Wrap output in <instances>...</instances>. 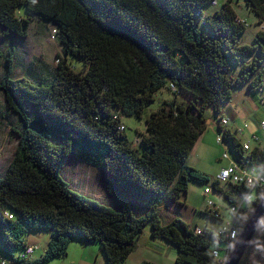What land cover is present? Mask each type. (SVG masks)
Instances as JSON below:
<instances>
[{
  "label": "trees",
  "instance_id": "1",
  "mask_svg": "<svg viewBox=\"0 0 264 264\" xmlns=\"http://www.w3.org/2000/svg\"><path fill=\"white\" fill-rule=\"evenodd\" d=\"M243 1L264 25V0ZM208 3L217 6L212 13L204 11ZM36 19L53 24L63 55L48 76L29 68L20 78L13 77L16 46L6 57L0 88L23 130L0 173V263H49L80 239L98 243L107 264H123L149 225L152 237L176 248L175 264H212L211 251L224 254L229 240L207 225L197 232L178 217L164 221L158 208L187 193L189 181L211 182L228 203L244 189L221 187L187 162L208 125V106L236 160L264 161V149L246 150L228 125L231 109L220 114L236 85L261 88L264 31L253 44L241 42L247 25L234 0H0L6 36L20 41ZM164 89L172 97L150 112L146 131L131 141L123 117L140 119ZM73 158L100 169L114 208L71 188L62 172ZM248 213L236 216L238 232ZM34 230L50 233L39 258L26 254ZM239 264H264V216Z\"/></svg>",
  "mask_w": 264,
  "mask_h": 264
},
{
  "label": "rangeland",
  "instance_id": "2",
  "mask_svg": "<svg viewBox=\"0 0 264 264\" xmlns=\"http://www.w3.org/2000/svg\"><path fill=\"white\" fill-rule=\"evenodd\" d=\"M234 5L238 12V17L246 19L247 27L240 37L241 42L253 44L255 34L259 30L264 31V25L258 22L255 15L245 6L243 0H234ZM215 7L217 6L208 3L204 7V11L212 13ZM201 27L202 21H200ZM15 46L17 49L14 50V57L12 58L14 78L26 75V69L29 68H32L39 76H48V72L52 71L58 63V55H63L62 47L55 35L52 23L38 19L33 20L27 36L20 41L13 35L6 36L0 31V82L3 80L7 70L6 57L9 56L8 51ZM67 61L70 65L73 64L69 57ZM229 65L232 68V73L236 74V69L232 67L234 65ZM44 66L48 67L47 70L44 69ZM77 68H79V65ZM261 68L263 69L261 88L252 90L248 83L236 85L233 88L232 97L226 100L221 107L220 114L229 115L230 109H235L236 106L239 116L235 121H232L231 118L228 125H236L234 128H242L243 132L236 134L238 138L246 137L254 145L251 144L252 147L260 146L264 149V128L259 126L261 119H264V58ZM170 97H172L171 93L164 89L158 93L156 100L146 109L140 119L135 116L123 117L126 133L131 141L135 140V143L138 142L139 132L146 131V117L152 110H156L160 106L163 99ZM205 117L209 120L208 125L204 132L201 133L193 150H191L187 162L190 166L206 173L211 180H214L220 170L231 162L228 158H222L224 151H227L232 159H236V156L228 143L219 144L216 141L219 131L217 128V115L211 106L206 108ZM246 123L248 124L247 127H245ZM22 130L18 114L8 108L4 91L0 88V173H3L6 169L19 142L18 133L22 132ZM251 131H256V137H253ZM58 132V135H62L65 130L60 129ZM73 159L78 161L69 163L67 160L62 172L63 178L69 183L71 188L114 208L115 201L106 192L102 180L103 174H101L100 169L81 159ZM259 165L260 163L257 162L252 166L257 167ZM220 186L224 188L230 187L225 182H221ZM206 187L210 189L207 193L208 195L204 191ZM205 195L207 196L206 198L204 197ZM254 198H256V193ZM186 199L187 202H185ZM208 199L219 205L222 220L226 224L232 218V214L227 209L229 204L222 193L213 189L211 182L200 184L189 181L187 193L182 194L178 200L165 201L158 208V212L161 213L164 221H167L170 217H178L191 226L199 225L204 227L205 224H208V227L217 230L223 223L220 220H214L216 216L213 210L207 215L206 209L210 208L208 207ZM150 231L151 227L149 225L146 226L137 242L136 248L123 264H141L145 261H150L154 264H175L176 248L172 244L166 243L162 238L152 237ZM49 239L50 233L47 230H34L28 233L27 242L35 246V252L34 254L32 253L33 257L39 258L44 254ZM83 246L82 249L80 239H75L70 244L66 257L54 259L45 264H72L73 261L77 260L80 262V251L83 252L82 261L85 262L86 259L88 261V263L81 264H107L98 243H85ZM221 248H225V244H222Z\"/></svg>",
  "mask_w": 264,
  "mask_h": 264
},
{
  "label": "built area",
  "instance_id": "3",
  "mask_svg": "<svg viewBox=\"0 0 264 264\" xmlns=\"http://www.w3.org/2000/svg\"><path fill=\"white\" fill-rule=\"evenodd\" d=\"M222 122L228 123V119L223 118ZM247 126L248 124L246 123L245 127ZM260 127L264 128V120L260 121ZM237 130L241 133L243 129H237ZM216 141L218 143H222L223 136L221 134H218L216 136ZM250 145L251 144L249 143V141H244V147L246 148V150L251 149L252 146ZM222 158L224 159L228 158L231 160V162L229 163V165L223 167L220 170V173H218L217 179L219 180V183L225 182L228 183L229 185L233 184V185L243 186L244 189L240 193L235 194L234 201L228 203L229 205L227 209L229 213L232 214V218L228 220L226 224H224V220H222L223 221L222 226L216 230L218 234H221L225 238H227L229 240V243L227 246V252H225L224 254L219 249H213L211 251V256L213 258L212 264L225 263V257L229 252L230 245L237 238L239 233L237 229L234 227L236 216L240 214L247 215L248 212H251L255 206L254 202L255 201L257 202L259 197L264 192V161H262L260 165L257 167L250 166L244 160L240 162L236 159H232L227 151H224ZM204 191L207 194L210 191V189L205 188ZM255 193H256V198H254ZM215 204L216 203L213 200L208 199V205H209L208 207H210L209 211L211 212V210H213L216 216L215 218L218 219L220 217V214L217 213L219 210L218 207H215ZM196 229L197 232L202 231L201 228L199 227H196ZM34 248L35 246L31 244L27 246L26 248L27 256H30L32 253H34ZM3 263L4 262H2V264Z\"/></svg>",
  "mask_w": 264,
  "mask_h": 264
},
{
  "label": "water",
  "instance_id": "4",
  "mask_svg": "<svg viewBox=\"0 0 264 264\" xmlns=\"http://www.w3.org/2000/svg\"><path fill=\"white\" fill-rule=\"evenodd\" d=\"M209 122V120H207ZM220 121H218L219 123ZM264 216V192L257 200L237 238L230 245L224 264H239L248 249L256 230Z\"/></svg>",
  "mask_w": 264,
  "mask_h": 264
},
{
  "label": "crops",
  "instance_id": "5",
  "mask_svg": "<svg viewBox=\"0 0 264 264\" xmlns=\"http://www.w3.org/2000/svg\"><path fill=\"white\" fill-rule=\"evenodd\" d=\"M231 114H233L235 117L232 119V121H235L237 118H238V110L236 109V106H235V109H232L231 110ZM261 120H264V119H261ZM229 124V123H228ZM230 126V125H229ZM234 126H236V125H234ZM234 126H232V130H234V129H236V128H234ZM260 126V125H259ZM237 129H242V128H239V127H237ZM237 132L238 133H236V134H239L240 132L237 130ZM242 132H243V130H242ZM241 132V133H242ZM252 132V135H253V137H256V131H251ZM200 137V136H199ZM242 140H244V141H249L251 144H252V142L250 141V139H248V138H246V137H243L242 138ZM197 142L198 141H196V143H195V145L197 144ZM253 145V144H252ZM255 145H257V144H255ZM254 146V145H253ZM195 147V146H194ZM193 150V149H192ZM222 159V158H221ZM228 161V160H227ZM229 163V162H228ZM208 195V194H207ZM205 198L207 197L206 195L204 196ZM225 198V197H224ZM187 199H188V197H187ZM187 199H186V201L185 202H187ZM215 207H218V210L220 211V208H219V205H217V204H215ZM222 214V213H221ZM160 215H161V213H160ZM161 218H162V215H161ZM173 217H170L167 221H169V220H171ZM163 220V219H162ZM214 220H216V218L214 219ZM217 220H219V219H217ZM221 221V220H220ZM221 222H223V221H221ZM205 225H207V226H209L208 224H205ZM204 225V226H205ZM197 226H199V225H197ZM199 227H201V226H199ZM210 228H212V227H210ZM212 229H214V228H212ZM151 232V231H150ZM141 238V237H140ZM166 243H168L167 241H166ZM84 244H82V249H83V246ZM167 246L169 247V245L167 244ZM131 254V253H130ZM68 255H69V253H68ZM82 256H83V252H81L80 251V262H78V260L77 261H73V263L72 264H81V263H88V261H87V259H86V261L84 262V261H82ZM129 257V256H128ZM127 257V258H128ZM35 258V257H34ZM175 258H176V255H175ZM69 262V261H68Z\"/></svg>",
  "mask_w": 264,
  "mask_h": 264
}]
</instances>
